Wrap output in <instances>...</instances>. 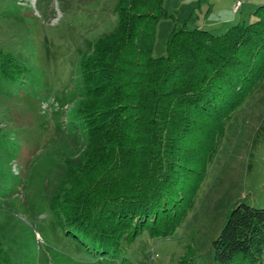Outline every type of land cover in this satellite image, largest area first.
<instances>
[{"label":"trees","instance_id":"obj_1","mask_svg":"<svg viewBox=\"0 0 264 264\" xmlns=\"http://www.w3.org/2000/svg\"><path fill=\"white\" fill-rule=\"evenodd\" d=\"M164 1L118 0L115 29L79 61L83 97L74 118L86 147L66 161L49 206L67 234L101 255L145 230L162 237L176 230L196 162L264 78V5L255 20L220 35L172 31L166 55L154 58ZM22 69L0 50V77L15 80ZM211 249L213 264H264V208L236 205ZM0 264H13L1 243Z\"/></svg>","mask_w":264,"mask_h":264},{"label":"rangeland","instance_id":"obj_2","mask_svg":"<svg viewBox=\"0 0 264 264\" xmlns=\"http://www.w3.org/2000/svg\"><path fill=\"white\" fill-rule=\"evenodd\" d=\"M118 0H0V50L22 66L0 77V243L13 264H213L211 243L239 204L264 208V78L211 138L194 167V191L182 223L167 237L143 231L115 254L93 252L67 234L50 200L78 161L86 137L75 123L83 97L79 61L116 27ZM165 0L155 26L154 58L172 31L249 23L264 0ZM208 146V144H207ZM83 242V243H82Z\"/></svg>","mask_w":264,"mask_h":264},{"label":"crops","instance_id":"obj_3","mask_svg":"<svg viewBox=\"0 0 264 264\" xmlns=\"http://www.w3.org/2000/svg\"><path fill=\"white\" fill-rule=\"evenodd\" d=\"M223 24H224V27L222 29H220L219 33H217V34L213 33L212 32V30H214L213 27H209V26H201V27H197L196 29L206 30L213 35H220V34L224 33L226 30H228L230 27H232L236 24H245V22H243V21L237 22V20L229 19L226 22H224Z\"/></svg>","mask_w":264,"mask_h":264},{"label":"built area","instance_id":"obj_4","mask_svg":"<svg viewBox=\"0 0 264 264\" xmlns=\"http://www.w3.org/2000/svg\"><path fill=\"white\" fill-rule=\"evenodd\" d=\"M240 6H241V0H236L234 5H233V12L237 13L239 8H240Z\"/></svg>","mask_w":264,"mask_h":264}]
</instances>
